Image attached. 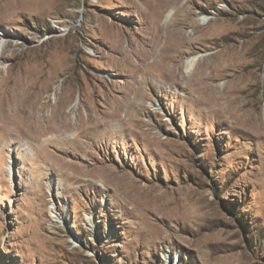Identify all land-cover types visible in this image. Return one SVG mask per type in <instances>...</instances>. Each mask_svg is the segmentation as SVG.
Masks as SVG:
<instances>
[{"label": "rangeland", "instance_id": "374dc122", "mask_svg": "<svg viewBox=\"0 0 264 264\" xmlns=\"http://www.w3.org/2000/svg\"><path fill=\"white\" fill-rule=\"evenodd\" d=\"M159 1L0 0L16 111L0 119V264H264V0L175 13L192 41L175 70L201 55L189 87L138 59L160 45ZM136 82L123 125L114 104Z\"/></svg>", "mask_w": 264, "mask_h": 264}, {"label": "bare ground", "instance_id": "6f19581e", "mask_svg": "<svg viewBox=\"0 0 264 264\" xmlns=\"http://www.w3.org/2000/svg\"><path fill=\"white\" fill-rule=\"evenodd\" d=\"M171 4H175V6H173L172 8L169 9V6ZM194 4H195V0H160L159 5H157L160 7V11L165 13L166 8H167V12L164 15L163 21L156 24V33L155 34H156V38L158 40V43L160 45H158L156 43L155 45H153V47L151 46L150 49H147L140 44L136 48L137 51L140 53V55L138 56L140 58H138V57L137 58L141 59L140 60L141 62H145L142 65L144 66V64H147L150 67H154L158 71V75H157L159 77L158 81L162 84L167 85V86L172 87L174 85H184V86L189 87V86H191V84L192 85H199V86L204 85V83H202V81H203L202 76H200L198 73H196V70H198L197 67H199L198 61L201 57L200 54L187 56V58L185 59V62H184L185 69L178 68L179 69L178 71L175 70L176 65L180 62V56L182 54H184L185 52L186 53L188 52V50L184 49V48H186L185 46L190 45L192 41L187 36L185 37L184 35H182L180 30H179V29H181L180 24L186 23V21L184 19H180L178 21H175V20H173V18H174L175 13L177 11H180V9L185 10L187 12L186 14L192 13V10H193L192 6ZM161 12H160L159 16L162 17L163 13H161ZM204 20L208 21V19H206V18H204ZM110 26H111L110 29H111L113 36L118 38V40H120V44L123 45V42L121 41V34H122L121 30L119 28H117L114 24H110ZM192 34H193V32H191L189 36H191ZM14 40H15L14 38H10V36H9V34H7V32L0 29V54H1V52L4 53L5 51L3 52V49L5 50L7 46H10L11 44H13ZM152 41H154V40H152ZM16 45H18V42L16 43ZM221 71H223V70H220L218 72V74H216V75H219V73L221 74ZM212 72L209 75L211 80H213V79H215V77H217V76L214 77L215 74ZM200 74H202V73H200ZM198 77H200L201 80ZM204 77H205V75H204ZM9 83H10V80L9 81L5 80L4 83L0 85V119L5 120V121H8V119H11L12 117H14V112H16L14 109L11 108L12 100L9 96V91L11 90L12 85H10ZM136 83H137V86L135 85V87L133 88V89H135L136 94H137L135 99H132L130 101L128 100L129 102H126V103L122 102V100L121 101L119 100V101H116L114 104V116H115V118L120 117L119 120H121V123L123 125L125 123L126 117L129 116V114H130L129 112H131V110H133L132 108L130 110V107L135 106L137 108V107L142 106L141 100H139L137 97H141V99H143V97H144L143 93H142L143 89L140 87L141 83H139V82H136ZM211 85H213V83ZM205 86H208V84H205ZM48 87H49V85H48ZM67 99H69V98H64V100H61V98H60L55 102V104L53 105L54 107H52L53 108L52 114L50 115V117L48 116L49 119L55 121L57 118H59L58 117L59 114H61L65 109L64 105H66ZM24 102H25V100L23 99L22 104H19V106L17 108L19 109L18 111H20L21 110L20 107H23L22 109L25 112L26 116L24 118L23 117L22 118L25 120V124L26 123L28 124V128H29V126L30 127L36 126L37 129L40 128L41 125L38 126L39 121L37 122V119L34 116V111L29 110V108L24 105ZM123 112L125 113L126 117L124 115H122ZM16 115H17V113H16ZM134 117H132V119L134 120L133 122L140 124V121L134 119ZM15 119H17V117ZM128 119H131V118H128ZM63 120H64V118H63ZM11 121H12V119H11ZM19 121H20V119H19ZM21 122H23V120ZM57 123H59V122H57ZM58 125L60 126V124H58ZM76 125H78V124L76 123ZM49 126L52 128V130L58 129L55 124L49 125ZM45 128H46V126L40 128V129L44 130ZM61 128H63V127H61ZM66 129H68V127H66ZM115 130L116 129L114 128V131ZM39 132H38V134H40V137H41L42 136L41 132L40 133ZM45 134H46V132H45ZM77 139L78 138L76 136V141H77ZM77 164H76V169L79 170V172L86 173V174L90 175L88 173V171H86V169H83L84 166H80ZM108 173H112V175H113L114 172L109 170ZM112 177L114 178V180L117 179L115 175H113ZM122 188L127 192L130 191L129 184L124 183V185H122Z\"/></svg>", "mask_w": 264, "mask_h": 264}]
</instances>
